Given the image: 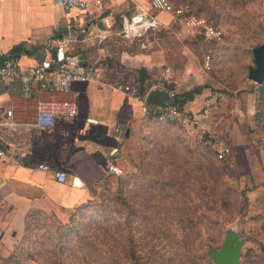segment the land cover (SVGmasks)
I'll list each match as a JSON object with an SVG mask.
<instances>
[{"label": "rangeland", "instance_id": "374dc122", "mask_svg": "<svg viewBox=\"0 0 264 264\" xmlns=\"http://www.w3.org/2000/svg\"><path fill=\"white\" fill-rule=\"evenodd\" d=\"M164 2L177 15L172 26L183 38L176 45L184 44L205 71L202 85L225 98L229 109L251 87L255 99L241 118L245 130L235 136V147L228 137L197 135L179 120L161 117L162 122L144 124L145 112L134 172L117 165L127 203L137 209L131 216L137 238L152 264H188L192 251H205V241L219 245L223 228L241 226L243 254L259 264L264 258V85L252 84L248 67L254 66L252 49L264 43V0ZM185 23L197 29L182 32ZM218 143L231 151L222 160L216 158ZM117 185L116 177L98 184L69 211L29 212L4 264H126L118 250L108 259L88 238H74L105 236L121 251ZM58 237H64L61 247Z\"/></svg>", "mask_w": 264, "mask_h": 264}, {"label": "crops", "instance_id": "0c3cea01", "mask_svg": "<svg viewBox=\"0 0 264 264\" xmlns=\"http://www.w3.org/2000/svg\"><path fill=\"white\" fill-rule=\"evenodd\" d=\"M86 1L84 12H66L45 0H0V53L9 56L14 47L22 45L24 52L16 58L21 71L50 64L57 41L71 31L77 34L75 53L99 69L89 82L73 84L67 94L55 96L35 88L24 98L17 81L0 82V146L4 151L0 161V264L9 260L29 212L73 209L93 193L110 165L134 172L139 129L144 109L150 107L124 90L138 70L147 71L151 87L161 88L164 81L174 85L173 95L204 86L201 65L184 44L176 45L183 37L172 26L177 17L174 10L155 8L153 0ZM140 11L154 19L155 29L143 37H118L116 19L122 23L124 17ZM105 20L113 24L111 35L100 42L97 35L105 29ZM185 24L182 32L197 29ZM155 78L160 81L152 84ZM251 89L239 94L229 109L225 98L204 88L184 106V115L190 119L187 127L197 135L211 132L228 137L235 147V136L245 130L241 118L255 99ZM52 98L74 101L77 115L59 119L51 128L32 127L37 101ZM9 109L13 126L4 125ZM45 166L63 172L66 181L57 182Z\"/></svg>", "mask_w": 264, "mask_h": 264}, {"label": "built area", "instance_id": "2783aa9c", "mask_svg": "<svg viewBox=\"0 0 264 264\" xmlns=\"http://www.w3.org/2000/svg\"><path fill=\"white\" fill-rule=\"evenodd\" d=\"M61 6L66 12L79 11L84 12L87 9L86 0H45ZM152 4L155 8H165L164 0H153ZM112 22L105 20V29L98 33L97 38L100 42L105 41L112 30ZM156 27L154 19L147 16L143 11L135 13L129 17H124L121 27L116 35L123 39H131L145 36L149 30ZM76 32H69L57 41L53 61L48 65H39L21 71L19 69L17 59L0 53V82L7 83L17 81L21 86L22 97L29 98L35 88L44 93L52 95L67 94L70 86L73 84H81L89 82L95 75L99 73L97 65L87 63L83 56L75 53L74 42L76 41ZM124 90L130 95L142 99L137 91L126 85ZM158 112L162 114V118L170 120H179L183 124L189 123V118L179 113L174 107L158 108ZM206 110H204V114ZM77 115V105L74 101L68 99H41L35 106L34 122L31 124L34 128L47 129L53 127L59 119L70 120ZM7 121L5 126H13L11 119L13 117L12 109L6 111ZM219 148L216 150V158L224 159L230 149L224 144L218 143ZM4 157V151L0 146V161ZM45 170L54 172L56 181L64 183L66 181L65 174L59 170H53L51 167L45 166ZM108 173L116 176L121 175V170L110 165ZM72 186H75L72 184Z\"/></svg>", "mask_w": 264, "mask_h": 264}, {"label": "trees", "instance_id": "16d2710c", "mask_svg": "<svg viewBox=\"0 0 264 264\" xmlns=\"http://www.w3.org/2000/svg\"><path fill=\"white\" fill-rule=\"evenodd\" d=\"M115 25L117 26V28H120L121 27V21L119 19H116ZM23 52H24L23 46L18 45L11 50L9 57L12 59H16ZM107 67L110 68V67H112V65L109 64ZM128 85L130 87L134 88L137 91V93L139 94V96L143 98L147 94V92L151 89V79H150V76L148 75V73L145 69H140L137 71V75H135V78L133 80H131ZM263 85H264V81L259 86H263ZM204 88H206V86H197V87L191 89L190 91L175 94L174 95V97H175L174 108L179 113L184 115L185 113L183 112V109H184L185 104L187 102H191L194 99V97L196 95H199ZM140 100H142V99H140ZM146 111H147V119L145 120L144 124L146 122L152 123V122L164 121L161 119L162 114H160L158 112V109L153 110L152 107H148L146 109ZM164 123H166V122H164ZM145 140H147V138H145ZM139 142H140V138H139ZM153 148H154V146H153ZM137 149L138 150L140 149L139 143H138ZM138 155H140V152L138 153ZM136 171H138L137 167H136ZM111 177H116L117 183H118V185H117V197H118V203H119L118 214H119V217L121 218L119 220V223L121 225H123L121 227L122 231H121V234L119 236V237H122V240H123V245L121 247V251L119 249H116V248L112 249L108 245V242H107L108 240L106 238H104L105 236H101V235L100 236L99 235L91 236L90 235V236H85V237H74V238H76V239L83 238L85 240H87V238H88L90 245L94 249H95V247H97L101 251V255L105 256V258H108V259L115 258V256L118 255L116 250H118L119 253H122L124 255L125 260H126V264H152V261H151L152 255L151 254L148 255L146 253L145 249H143L141 247V245H142L141 239L137 238L138 237L137 232H136L137 229L135 227L136 221H135V219L134 220L131 219L132 218L131 216L135 215L134 213H136L137 209L135 206L133 207L129 203H127L126 195L124 194V187L122 186L124 181H123V178H121V175L116 176V175L108 173L101 182H98L96 184V186L100 183H106V181L108 179H110ZM132 177H134V175H132ZM91 237H98V238L97 239L95 238L96 241H93V239ZM63 238L64 237H58L60 247L64 243ZM209 241L211 243H213L211 240H209ZM202 243H203V241H202ZM204 248L206 249L205 244H204ZM250 256L251 255L249 253L243 254L241 264H251ZM190 257H191V259H190V262H188V264H197L198 262L202 263V264H211V262L208 260V258H206L205 256L202 255V251L194 250L191 252ZM203 260H205L204 263H203ZM259 264H264V258L260 260Z\"/></svg>", "mask_w": 264, "mask_h": 264}, {"label": "water", "instance_id": "95a60500", "mask_svg": "<svg viewBox=\"0 0 264 264\" xmlns=\"http://www.w3.org/2000/svg\"><path fill=\"white\" fill-rule=\"evenodd\" d=\"M252 56L254 66L248 68V79L254 84L260 85L264 81V44L253 48ZM173 90L174 85H169L166 81L163 82L161 88L151 87L144 97V104L158 108L174 107ZM127 136L128 131L124 137ZM242 230L241 226L236 225L223 228L219 245L215 246L211 242L205 241L206 249L202 255L208 258L211 264H241L243 249L246 246V239Z\"/></svg>", "mask_w": 264, "mask_h": 264}]
</instances>
